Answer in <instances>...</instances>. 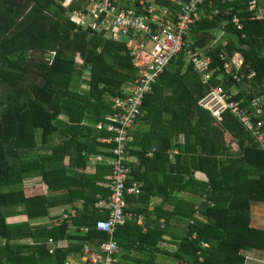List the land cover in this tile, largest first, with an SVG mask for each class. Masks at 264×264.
<instances>
[{"label":"trees","instance_id":"obj_1","mask_svg":"<svg viewBox=\"0 0 264 264\" xmlns=\"http://www.w3.org/2000/svg\"><path fill=\"white\" fill-rule=\"evenodd\" d=\"M63 1L0 0V264H66L69 257L81 255L85 242L109 239L96 231L97 221L106 218L97 204L110 194L111 168L105 160L112 158L101 141L109 135L98 126L114 113L112 98L126 94L138 71L126 41L78 28L71 17L78 3L65 7ZM249 2L214 0L211 9L207 3L205 20L190 28L223 31L229 45L220 41L208 52L215 69L211 85L229 95L234 88L241 90L230 100L245 108L252 98L264 96V20L252 19ZM159 3L167 5L172 17L179 12L176 3ZM234 17L242 29L232 22ZM203 47L185 44L141 106L137 121L147 130L136 138L129 131L131 174L126 186L142 185L140 194L126 195V211L143 215L144 221L135 218L118 227V264H158L155 254L163 251L164 238L175 234L171 221L181 222L183 229L172 238L177 246L170 254L174 264H244L243 252L264 250V231L250 226L251 202L264 203V151L230 111L218 122L200 105L210 87L197 77L185 51ZM236 52L243 59L239 74L255 71L254 78L238 82L226 72L219 56ZM56 136L62 140L51 145ZM98 157L95 173L84 172L88 160ZM199 171L206 181L195 178ZM35 175L47 186L46 194L24 189V181ZM188 189L200 199L177 196ZM154 196L175 205L165 208L166 201H161L150 209ZM77 202L81 205L72 219L77 232L71 235L66 224L7 221L19 213L29 220L46 218L51 208ZM80 229L87 234L80 235ZM193 232L196 238L190 240ZM50 240L67 245L50 256ZM202 242L209 247L203 249Z\"/></svg>","mask_w":264,"mask_h":264},{"label":"built area","instance_id":"obj_2","mask_svg":"<svg viewBox=\"0 0 264 264\" xmlns=\"http://www.w3.org/2000/svg\"><path fill=\"white\" fill-rule=\"evenodd\" d=\"M119 4L117 0H81V6L72 12L73 21L84 30L92 33L102 34L105 38L114 40H126L130 44L131 56L134 57V64L139 67L138 75L133 82L128 83L124 96H115L114 113L106 116L104 128L110 137L103 140L109 145L112 158L105 160L110 166L111 172L107 188L109 196L101 200L97 207L100 213L106 218L98 220L96 231L106 233L109 239L105 242L93 244L85 242L82 244V253L79 255L80 264H118L121 248L115 239L118 227L127 221L139 218L134 212H127L128 204L126 195L140 194L137 184L127 187V181L131 174L130 162V141L129 129L136 123L141 112V106L145 97L153 89V84L165 71L169 62L175 55L184 50V37L189 29L200 21L199 10L207 3L212 4L214 0H170L179 6V13L175 16L174 23L167 21L169 10L160 6L159 2L166 0H124ZM139 4L142 11L147 15L138 14L136 4ZM255 0H250V11L255 10ZM239 25V20L234 18ZM151 45V48H149ZM186 57L193 71L200 78L203 84L210 87L209 93L202 98L200 105L209 111L215 120L222 121V115L230 111L240 122L246 132L255 140L258 147L264 151V96H257L251 99L248 107L242 106L240 101L230 100L229 95L222 87L211 85L215 74L212 68L211 59L201 56L192 50H186ZM220 61L227 73L240 82L245 77L252 79L256 72L250 75H240L239 71L243 64L238 65L229 60L224 54H220ZM155 149H152L154 151ZM151 152L147 156H151ZM101 159V158H99ZM206 196L202 197L205 200ZM196 217L201 218L199 206H195ZM76 216V210L71 207L63 209L60 214L49 217L48 227L61 226L66 224L68 232H75L76 229L72 219ZM163 222V219H160ZM193 223V219H190ZM87 229H80L82 236L87 234ZM196 238L193 232L190 240ZM50 256L56 253L58 248L64 247L53 240L47 244ZM203 249L209 247L205 242L201 244ZM197 258L203 260L202 251H197Z\"/></svg>","mask_w":264,"mask_h":264},{"label":"crops","instance_id":"obj_3","mask_svg":"<svg viewBox=\"0 0 264 264\" xmlns=\"http://www.w3.org/2000/svg\"><path fill=\"white\" fill-rule=\"evenodd\" d=\"M73 2H77L78 6H80V0H65L62 2V4L65 7L70 6L71 3ZM257 2V13L261 16L260 20H264V0H256ZM77 6V7H78ZM77 7H74V9H77ZM73 9V10H74ZM206 9L205 7H202V9L200 10V14L202 17V21L205 20L206 17ZM72 17V16H71ZM223 31L222 30H214V31H205L204 28L202 27H195V31L194 29H190L188 32V35L186 37L185 40V44L187 43V45L189 44H193V43H200L202 44L204 47L197 49V51H195L196 53H199L201 56L204 57H208L209 59H211V57L208 56V52L214 48L215 46L220 44V41H222V45L226 46L229 45L227 40H223ZM223 38V39H222ZM232 56H230L229 54H227V58H229V60L234 61V63H236L238 65L239 62H242V56L239 53H232ZM220 59V58H219ZM243 89H247V93L249 94V87H247L246 85H242ZM241 90H238L236 88H234V90H232L231 95L232 96H236L240 93ZM113 99V98H112ZM115 110V109H114ZM63 120L65 121L64 117ZM106 123V122H105ZM101 126V125H99ZM98 126V128H99ZM104 126V125H103ZM147 130V125L139 120L135 123V125L131 128V137L133 136L134 138L140 136V134H142L144 131ZM106 131V130H105ZM107 135H109L106 132ZM110 137V135H109ZM106 138L101 139V141L103 142V140ZM62 139L59 137H54L53 138V142L50 141L51 145H56L58 142H60ZM105 143V142H104ZM107 144V143H105ZM108 145V144H107ZM109 146V145H108ZM177 150H172L170 155H173L174 153H176ZM102 157H98V158H91L90 160H88L87 166L84 169V172L86 173H95V171L97 170V166L100 162ZM68 159V158H67ZM67 159L65 161H67ZM131 162L134 163V165H138V160L136 157H132L131 158ZM196 179L199 180H207V176L205 173L203 172H196L194 174ZM108 177V176H107ZM134 184H137L139 187L142 185L141 183H136L134 182ZM24 189L27 190V193L30 194L32 193V191H35L34 188H36L37 190H41V192L43 194L47 193V186L44 185L41 182L40 177L38 176H30L28 177L25 181H24ZM178 197L181 198H186V199H194V200H199L201 195L199 193H197V191L193 190V189H188V190H184L181 191L177 194ZM167 199H162L160 196H154L151 198V203H150V209L154 208L153 206H155L156 204H158L159 202H165ZM81 203L77 202V203H73L71 206L74 208V210L77 211V209L80 207ZM175 202L174 201H170L164 204L165 208L167 207H174ZM70 205H65V206H60V207H54L51 208L49 210V216L46 218H41V219H35V220H29L28 216L26 215H21L19 214H15L12 216L7 217V221L10 223H17V222H29L31 225L33 226H40V225H47L48 224V219L49 217H51L52 215L55 214H60L62 212L63 209H66L67 207H71ZM162 219V218H161ZM140 222L143 223L144 221V216L141 215V217L139 218ZM140 223V224H142ZM172 223V230L174 231L175 229L178 231H174L175 234H171V236H167L165 237V243L162 244L161 248H163V251L160 253L155 254L157 259H158V264H174L173 260L170 256L171 253H174L177 249V246L174 244L172 238L173 237H178L179 232L181 233L183 231L182 226H181V222L178 223V221L173 222ZM250 226L254 227V229L257 230H262L264 231V203H258V202H251V207H250ZM75 227V226H74ZM76 229V227H75ZM77 232V230L75 231ZM75 232H68L67 229V233L68 234H72ZM27 243L32 244V240L28 239L26 240ZM206 243V242H205ZM3 244V241L0 239V245ZM202 244V243H201ZM208 244V243H207ZM64 246L67 245L66 244H62ZM209 245V244H208ZM47 246V245H46ZM243 256L245 258V262L244 264H264V250H250V251H245L243 252ZM79 256H71L67 259L66 264H80V259L78 258Z\"/></svg>","mask_w":264,"mask_h":264},{"label":"bare ground","instance_id":"obj_4","mask_svg":"<svg viewBox=\"0 0 264 264\" xmlns=\"http://www.w3.org/2000/svg\"><path fill=\"white\" fill-rule=\"evenodd\" d=\"M117 1H118L119 4H123V3L125 2L124 0H117ZM166 1H167V2H172V1H170V0H166ZM181 1H182V2H185L186 0H181ZM80 3H81V0H80ZM173 3H175V2H173ZM212 4H213V2H212ZM212 4L209 5V6H210V9H211V7H212ZM159 5H160V6H164V7H166V9H168L167 5H165V4L162 5L161 3H159ZM80 6H81V4H80ZM80 6H79V7H80ZM177 6H178V5H177ZM255 6H256V7H255V10H254V11H251V12H253V13L255 14L254 17H253L252 19L260 20L261 16L257 13L256 0H255ZM79 7H77V9H79ZM135 7H136V10H137L138 14H141V15L145 14V15H147L146 12L142 11V9H141V7L139 6L138 3L136 4ZM178 7H179V6H178ZM74 10H76V9H74ZM74 10H73V11H74ZM139 10H141L143 13H139ZM168 10H169V9H168ZM179 10H180V9H179ZM73 11H71V16H72V12H73ZM249 11H250V9H249ZM178 13H179V12H178ZM178 13H177V14H178ZM177 14H176V15H177ZM197 14H199L200 21H199V22H196L195 25H196L197 23H200V22L202 21V17H201V14H200V10H199V12H197ZM176 15H175V16H176ZM234 18H237V17H234ZM234 18L232 19V22H233L235 25H237V27H238L239 29H242V25L240 24V20L237 18V19L239 20V25H238V24H236V23L234 22ZM167 21H170V22H172V23H174V21H175V17H172V16L170 15V11H169V16H168V18H167ZM193 26H194V25H193ZM193 26H192V27H193ZM77 27L80 28V29H82V30H84L83 28L79 27L78 25H77ZM189 30H190V29H189ZM84 31H87V30H84ZM188 32H189V31H188ZM97 34H98V33H97ZM101 35H102V34H101ZM187 35H188V33H187ZM187 35H186L185 37H187ZM185 37H184V41H183L184 49H185ZM106 39H108V38H106ZM108 40H113V41H117V42H120V41H126V40H114V39H108ZM126 43L128 44V51H129V53H130V55H131V51H130V48H129V47H130V45H129L130 43H129L128 41H126ZM150 48H151V45H149V48H148V49H150ZM188 50H190V49H188ZM183 51H184V50H183ZM183 51H181V52H183ZM181 52H180V53H181ZM180 53H178L177 55H175V56L173 57V59H174L176 56H178ZM131 57H132V56H131ZM132 58H133V64H134V57H132ZM173 59H172L171 61H173ZM171 61L169 62V64L171 63ZM169 64H168V65H169ZM168 65H167V67H168ZM134 66L137 68V71H139V67H138L137 65H135V64H134ZM167 67H166V68H167ZM165 70H166V69H165ZM113 98H114V97H113ZM113 103H114V101H113ZM113 105H114V104H113ZM134 125H135V124H134ZM134 125H133V126H134ZM133 126H132V127H133ZM132 127H131V128H132ZM131 128H130V129H131ZM130 129H129V131H130Z\"/></svg>","mask_w":264,"mask_h":264},{"label":"rangeland","instance_id":"obj_5","mask_svg":"<svg viewBox=\"0 0 264 264\" xmlns=\"http://www.w3.org/2000/svg\"><path fill=\"white\" fill-rule=\"evenodd\" d=\"M31 59H33V58H31ZM54 138V137H53ZM53 138L50 140L51 142H53ZM233 148H235V146H233Z\"/></svg>","mask_w":264,"mask_h":264}]
</instances>
